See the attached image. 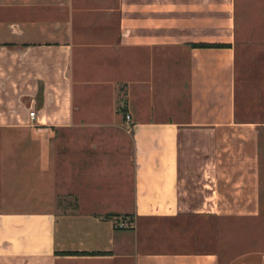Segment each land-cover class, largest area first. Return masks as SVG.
<instances>
[{
	"label": "crops",
	"instance_id": "0c3cea01",
	"mask_svg": "<svg viewBox=\"0 0 264 264\" xmlns=\"http://www.w3.org/2000/svg\"><path fill=\"white\" fill-rule=\"evenodd\" d=\"M236 28V0H0V264H264L175 231L264 223Z\"/></svg>",
	"mask_w": 264,
	"mask_h": 264
},
{
	"label": "rangeland",
	"instance_id": "374dc122",
	"mask_svg": "<svg viewBox=\"0 0 264 264\" xmlns=\"http://www.w3.org/2000/svg\"><path fill=\"white\" fill-rule=\"evenodd\" d=\"M236 51H237V70L238 86H237V109L242 112L243 106H252L255 103L258 110L264 108V81L255 78V75L264 73V0H236ZM249 41L250 46L245 49L246 42ZM257 79V80H256ZM122 102L117 101V109L120 117L124 116V110L122 109ZM245 112V111H244ZM252 118L255 116L261 119L264 116L260 113L255 115L252 113ZM245 118V117H244ZM97 129H82L79 130V135L87 136L88 132H101ZM101 137L104 134L100 133ZM122 221L123 225L128 224L129 216L117 217ZM264 221V216L262 217ZM227 223L224 220L222 225L220 224H205L198 223L195 219H182L183 224L175 229L176 232L181 235L193 233L192 246H189V250L204 251L213 250L214 231L215 228H222L221 245L222 251L226 254L227 248H232V255L236 253H242L244 251L259 250L264 251V223H254L256 220L242 219L237 223ZM205 226L211 234L205 236L201 234L200 230ZM179 227L186 230H180ZM183 232V233H181ZM198 236V237H197ZM196 238V240H195ZM220 242V241H219ZM187 250V246H184ZM219 246L216 245L214 249L218 250ZM227 256H230L228 253Z\"/></svg>",
	"mask_w": 264,
	"mask_h": 264
},
{
	"label": "built area",
	"instance_id": "2783aa9c",
	"mask_svg": "<svg viewBox=\"0 0 264 264\" xmlns=\"http://www.w3.org/2000/svg\"><path fill=\"white\" fill-rule=\"evenodd\" d=\"M34 115H35V113L34 112H30L29 113V117H30V119H34ZM125 120L128 122L129 120H130V117L127 115V116H125ZM120 226L121 227H125V226H127V225H123L122 223L120 224Z\"/></svg>",
	"mask_w": 264,
	"mask_h": 264
},
{
	"label": "trees",
	"instance_id": "16d2710c",
	"mask_svg": "<svg viewBox=\"0 0 264 264\" xmlns=\"http://www.w3.org/2000/svg\"><path fill=\"white\" fill-rule=\"evenodd\" d=\"M216 47H222V48H224V47H226V46H222V45L220 46V45H217Z\"/></svg>",
	"mask_w": 264,
	"mask_h": 264
}]
</instances>
